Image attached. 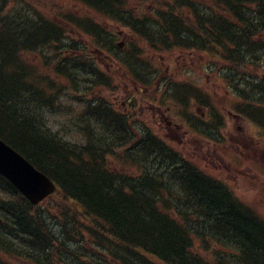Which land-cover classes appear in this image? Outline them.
<instances>
[{
	"label": "trees",
	"instance_id": "16d2710c",
	"mask_svg": "<svg viewBox=\"0 0 264 264\" xmlns=\"http://www.w3.org/2000/svg\"><path fill=\"white\" fill-rule=\"evenodd\" d=\"M71 1L127 29V48L119 50L116 36L97 19L58 3L0 0V139L58 186L40 208L0 175V264H264V221L240 201L232 203L236 198L229 187L181 161L149 130L146 137L134 134L130 118L100 90H115L113 78L83 59V52L72 58L82 45L65 40L71 27L83 29L98 52L115 56L129 79L151 87L158 80L162 104L169 102L174 85L159 79L151 52H206L246 79L249 87L239 90L236 110L264 127V83L250 78L263 71L264 0H214L206 8L201 0H169L170 9L158 2L153 12L135 6L151 0ZM58 13L61 18L54 17ZM80 73L88 75L79 80ZM50 74L69 80L75 91L87 82L84 89L100 95L85 101L86 114L77 122L86 124L82 144L50 127L48 113L63 94ZM195 92L190 95L206 107L212 103L208 95ZM114 156L122 166L109 164ZM163 162L171 165L165 174L158 170ZM166 180L186 194L194 184L189 200H156L166 190ZM162 204L177 209L180 224L160 211ZM196 211L203 215L201 221L191 220ZM194 238L216 240L226 251L208 262L194 252Z\"/></svg>",
	"mask_w": 264,
	"mask_h": 264
},
{
	"label": "rangeland",
	"instance_id": "374dc122",
	"mask_svg": "<svg viewBox=\"0 0 264 264\" xmlns=\"http://www.w3.org/2000/svg\"><path fill=\"white\" fill-rule=\"evenodd\" d=\"M47 1H49V3L54 2L60 5L72 6L73 8L76 6V4L70 0ZM74 13L78 14L77 12ZM82 38L84 37L82 36ZM175 58H181L182 61H184L192 57L185 54H176ZM98 59L103 62L104 72L116 77L117 84L119 82L121 83L116 92L106 94V99L112 102L118 110L122 111L123 109L124 111H128V100L130 96L133 94L138 100V97L141 96L139 90L136 87L122 84L121 75L118 72L110 71L113 68H108L105 57H98ZM169 65V62L164 61L163 65L160 66L161 70H166ZM194 78L198 82L207 83L209 86L208 88L216 94L217 100L223 101L224 90L219 86V80H216L218 83L213 81L211 79L212 77L203 74L202 69H196ZM146 109L149 110L154 122L159 120L158 115L161 112L158 109L150 107V103H148ZM223 109L226 114H229V109ZM58 111H62V108H59ZM149 112L146 113L148 119ZM170 116L171 120L175 119L176 121H180L178 113L171 112ZM52 121L55 122L52 123L53 127L57 128L63 125H71L69 117L62 114L54 117ZM226 122V126L218 133L220 135L219 138H221V142H218V146L212 145L206 138L195 134L197 130L190 128L189 125L184 122H182V124L190 135L188 137H186L185 133L180 132L179 129L166 124L158 125V127L153 126V131L163 138L166 136L175 139L171 141H173L175 145L186 148L183 153L186 154L189 159L195 161L208 173L216 176L232 187L238 197L256 208L260 215L264 217V139H260L257 127L247 120H242L241 122L227 116ZM204 131L209 135H215L207 126L204 128ZM63 132L62 129L61 133ZM76 139L77 143L83 142V139L79 136L76 137ZM255 143H257V145H255ZM110 159L111 158H108V161H110ZM124 167L126 170L129 169L128 164L124 165ZM50 215L54 216L55 213ZM196 246V252L198 254L202 255L205 259L211 260L212 257L203 252L199 244ZM214 247L216 246L213 243L210 246L209 243L203 245L205 251Z\"/></svg>",
	"mask_w": 264,
	"mask_h": 264
},
{
	"label": "water",
	"instance_id": "95a60500",
	"mask_svg": "<svg viewBox=\"0 0 264 264\" xmlns=\"http://www.w3.org/2000/svg\"><path fill=\"white\" fill-rule=\"evenodd\" d=\"M0 155V170L2 173L17 185L33 203H37L54 191L55 187L47 177L35 171L19 154L5 146L1 141ZM41 181H44L48 189H42L41 192H38L35 185L40 190L38 183ZM37 193L39 195L35 196Z\"/></svg>",
	"mask_w": 264,
	"mask_h": 264
},
{
	"label": "bare ground",
	"instance_id": "6f19581e",
	"mask_svg": "<svg viewBox=\"0 0 264 264\" xmlns=\"http://www.w3.org/2000/svg\"><path fill=\"white\" fill-rule=\"evenodd\" d=\"M81 6V4L79 3H76V7H79ZM91 30H95L97 31V27L95 26H91ZM121 37H116V43L117 45H120L121 44ZM186 41H191L190 38H186ZM96 64L100 65L103 67V62L101 60H97L96 59ZM136 64V62H134ZM106 64L108 67H114L116 69H121L122 65L121 63L115 59V60H109V61H106ZM137 66V64H136ZM78 77L80 79H82L83 77H85L84 74H78ZM195 102H197V100H194ZM163 167L165 168H170L169 165H167L166 163L163 162ZM39 187H40V190L37 189V186L35 185V189L39 192H41L42 189H48L47 185L44 183V181H41L40 183H38ZM151 190V189H150ZM194 190V184H189L188 186V194H186L185 192L182 191L181 187L179 185H175V184H172L170 185V181L169 182H166V190L161 192L160 194L156 195V200L158 199V196L160 198H162L164 201L166 202H171L173 200H179V201H188L189 198L191 197V193L193 192ZM35 193V192H34ZM39 193L35 194V196H38ZM235 197V196H234ZM236 198V197H235ZM237 198L236 199H232V203L233 202H237ZM42 203H38L35 207H40V208H43L44 206L41 205ZM159 209L161 212L165 213L167 216H169L170 220L172 219L174 222H178L179 221V224H180V217H179V214L177 213V209L176 208H173V207H168V206H164L162 204V206H159ZM216 209V208H215ZM203 215L199 212H191V220H197V219H200ZM201 221V219H200ZM203 222H207V221H203ZM81 235V236H80ZM76 236H80L79 237V240L80 241H84L86 239V236L84 234H82V232H78ZM219 240V239H217ZM208 241V240H207ZM215 242H217L216 240H214ZM194 252H196V248H194ZM200 255V254H198ZM204 260L208 261V262H213V261H216L218 256L217 255H214V256H211V260H208V259H205L202 255H200Z\"/></svg>",
	"mask_w": 264,
	"mask_h": 264
}]
</instances>
